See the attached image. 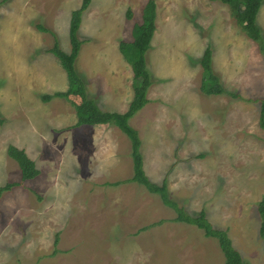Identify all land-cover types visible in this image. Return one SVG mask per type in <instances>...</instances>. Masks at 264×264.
Returning a JSON list of instances; mask_svg holds the SVG:
<instances>
[{
    "label": "rangeland",
    "instance_id": "1",
    "mask_svg": "<svg viewBox=\"0 0 264 264\" xmlns=\"http://www.w3.org/2000/svg\"><path fill=\"white\" fill-rule=\"evenodd\" d=\"M147 1L93 0L83 13L76 69L87 91L115 86L118 44L133 41ZM155 1L156 30L146 54L154 83L149 104L130 122L139 133L145 172L156 184L165 181L186 212L205 210L215 228L227 230L246 264H264L258 215L264 196V53L227 5ZM262 1L257 21L264 36ZM82 2L0 0V187L21 182V170L7 154L10 145L26 150L40 171L0 197V264H223L216 239L173 222L176 211L159 196L126 182L133 166L124 133L113 126L74 127L73 101L42 100L67 90L68 80L48 52L53 35L37 26L57 34L60 48L70 53L69 20ZM208 46L228 94L201 91L199 61ZM130 69L120 88L125 102L134 97ZM56 74L65 77L60 86L43 84Z\"/></svg>",
    "mask_w": 264,
    "mask_h": 264
},
{
    "label": "trees",
    "instance_id": "2",
    "mask_svg": "<svg viewBox=\"0 0 264 264\" xmlns=\"http://www.w3.org/2000/svg\"><path fill=\"white\" fill-rule=\"evenodd\" d=\"M93 0H83L80 8L71 14L69 38L71 43L70 53L64 52L58 42V38L48 28L38 25L37 28L42 32H49L54 37V44L48 52L56 56L68 79V89L54 94L42 96L44 102H50L54 98L73 101L77 123L74 127L111 125L124 133L131 142V157L133 175L127 180L128 183H136L143 186L149 193L160 197L163 204L176 211L177 216L173 222L185 223L203 231L206 238H214L224 255L223 264H246L241 254L234 248L227 230L217 229L208 220L205 210H201L195 215L189 214L170 197L167 183L162 184L152 182L144 169V158L141 151V140L138 131L132 127L131 120L149 104L148 91L153 85L154 80L147 67L146 54L152 48V39L156 30L157 3L155 0H148L143 9L141 24L133 27V41H121L119 49L124 59L130 64L133 72L134 97L125 113L103 111L95 99L89 96L87 83L76 69V60L79 55L82 42L78 37L83 13L89 8ZM227 5L231 16L235 19L240 30L252 41L260 45V50L264 53V36L262 28L259 26L257 18L262 7V0H211ZM127 18L132 19L131 10L127 12ZM202 66L201 91L205 95L228 94L224 89L220 76L215 73L213 68V52L210 46L206 48L199 61ZM238 98L234 93L229 94ZM79 98V103L73 99ZM259 125L264 130V100L260 101ZM8 156L13 159L21 170V182L8 183L0 187L1 195L11 190L14 186H20L26 180L36 178L40 171L35 162L27 155L26 151L16 146L10 145L7 149ZM121 183V182H120ZM258 215L260 219L259 236L264 241V196L258 203ZM146 228H144L145 230ZM59 240L56 239V243Z\"/></svg>",
    "mask_w": 264,
    "mask_h": 264
},
{
    "label": "crops",
    "instance_id": "3",
    "mask_svg": "<svg viewBox=\"0 0 264 264\" xmlns=\"http://www.w3.org/2000/svg\"><path fill=\"white\" fill-rule=\"evenodd\" d=\"M69 23H70V20H69ZM69 29H70V25H69ZM118 46H119V44H118ZM50 56H51V54H50ZM50 56H46L45 55L43 57H47V59H51ZM116 58L119 59L118 63L120 65L118 66V68L115 71L111 72V74H115L116 75V79L114 81L115 86L114 87L103 86V89L104 88H106V89L101 90L98 87H96L95 85H93L92 86L93 90L92 91H88V94H89V96L94 97L97 100L98 106L103 111L125 113L128 110V106H129L131 101L130 102H125L124 101L123 97H121V94H120V88H121V90L125 88L124 87V85H125V79H124L125 76L124 75H125V72H127V70L130 69L131 66H130V64L128 62H125V61L121 62V59H123V55L122 54H121V56H119V54L116 55ZM130 71H132V68L130 69ZM119 73L121 75H119ZM131 74H132V88H133V72H131ZM63 79H65L64 75H63L62 78L59 75H57V74L52 78V75H51L50 79L48 81H44L43 84H46L48 87H51L52 83L53 84H58L60 86L59 82H61ZM54 80H56V82ZM102 83H105V80L102 81ZM60 91H66V89H63V90L57 89V90H54L52 93H49V94H54V93L60 92ZM42 93H44V92H42ZM102 126L106 127V131H107L109 126H111V125H101V127Z\"/></svg>",
    "mask_w": 264,
    "mask_h": 264
}]
</instances>
